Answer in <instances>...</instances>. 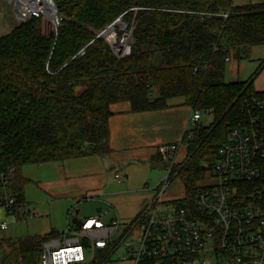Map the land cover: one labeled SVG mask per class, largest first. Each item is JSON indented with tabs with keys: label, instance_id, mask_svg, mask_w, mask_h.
<instances>
[{
	"label": "trees",
	"instance_id": "obj_1",
	"mask_svg": "<svg viewBox=\"0 0 264 264\" xmlns=\"http://www.w3.org/2000/svg\"><path fill=\"white\" fill-rule=\"evenodd\" d=\"M54 2L60 23L51 35L44 32L42 18L33 17L0 36V168L16 170L19 200H25V165L105 150L113 104L128 102L132 112H143L183 98L192 111L214 116L184 139L186 158L170 173L180 175L185 187L184 197L171 203L193 208L194 194L211 174L229 127L243 118L245 98L259 93L254 76L226 82L225 71L227 57L241 58L252 46L264 45V2ZM122 15L132 36L130 53L118 57L99 34ZM115 29L120 38L123 31L118 24ZM59 235L51 230L0 239V264H39L43 243ZM97 254L99 259L107 255Z\"/></svg>",
	"mask_w": 264,
	"mask_h": 264
},
{
	"label": "built area",
	"instance_id": "obj_2",
	"mask_svg": "<svg viewBox=\"0 0 264 264\" xmlns=\"http://www.w3.org/2000/svg\"><path fill=\"white\" fill-rule=\"evenodd\" d=\"M9 1L19 23L51 19L47 5L54 6L48 0ZM126 27L120 38H106L118 57L130 53L132 29ZM201 117L192 111L184 139L192 138ZM184 147L183 141L158 146V153L170 160L165 185L130 221L116 216L104 222L96 216L68 223L59 236L43 243L39 264H96L99 250L107 253L105 262L122 250L125 255L117 261L126 264H264V91L245 98L243 118L229 127L211 169L212 181L196 190L193 208L164 206L161 196ZM15 176L14 168H0V209L32 216L26 201L19 200ZM114 176L124 180L121 171ZM0 228L7 229L8 223L2 221Z\"/></svg>",
	"mask_w": 264,
	"mask_h": 264
},
{
	"label": "rangeland",
	"instance_id": "obj_3",
	"mask_svg": "<svg viewBox=\"0 0 264 264\" xmlns=\"http://www.w3.org/2000/svg\"><path fill=\"white\" fill-rule=\"evenodd\" d=\"M257 2H264V0H234L235 5ZM17 23L19 22L16 20L13 1L11 3L9 0H0V36L12 31ZM43 28L45 32L44 22ZM118 28L124 29V24L119 23ZM112 34L117 36V30L114 29ZM107 39L109 40V38ZM263 62L264 45L252 46L248 54L241 58L231 56L230 61L226 64L225 81H247L254 76V91L263 92L264 65L259 68ZM174 100L171 103H175ZM127 104L119 103V105H113L112 109H124L127 108ZM201 116L198 123L205 126L214 120V116L210 112H202ZM164 117L165 122L175 120L172 115L165 114ZM166 133L163 136L167 135ZM160 137H162L160 134L155 135V138ZM162 144L167 143L155 142L150 148H141L131 153H120L107 160L108 162L106 161L100 168L97 163H84L85 160L93 162L99 160L88 157L73 158L66 162L25 165L21 169V176L27 180L23 191L32 216H15L0 209V223L2 221L8 223L7 229L0 228V239H20L28 235H42L52 229L63 231L68 223L73 224L74 218L96 217L110 209V212L103 215L102 218L104 222H108V219L113 217L116 212L121 216L131 205L140 202L141 205H144L146 202H150L164 187L165 182L162 181L169 174L170 160L164 159L159 154L155 155L154 160H151L154 150ZM180 153L173 167L180 166L184 162L185 148ZM67 164H70V172L67 171ZM82 168L87 169V174L83 173ZM97 169L98 171L101 169L102 172L96 176ZM94 171L96 172L94 173ZM118 171L124 174V184L122 185H120L121 181L119 182L114 176ZM211 181L212 178L209 175L201 184ZM122 188L128 189L121 192ZM184 195L183 180L173 171L161 196L163 205L181 199ZM111 206L114 208L111 209ZM133 217L121 216L120 218L130 221ZM85 243L91 245V242ZM91 252L93 253L94 250L92 249ZM123 255L125 253L120 250L110 260L105 262V258H100L96 264H126L117 261ZM13 257L12 255L11 263L15 261Z\"/></svg>",
	"mask_w": 264,
	"mask_h": 264
},
{
	"label": "crops",
	"instance_id": "obj_4",
	"mask_svg": "<svg viewBox=\"0 0 264 264\" xmlns=\"http://www.w3.org/2000/svg\"><path fill=\"white\" fill-rule=\"evenodd\" d=\"M173 99H175L174 100L175 103H171ZM168 104L169 106L164 109L143 111V112H132L129 103L127 104V108L124 109H112L113 105H119V103L113 104L111 106L113 115L109 119L110 136H109L108 144L105 150L101 154L85 156L88 157L89 159L93 158L99 160H94L95 162H93L92 160H85L84 163L87 164L97 163L100 168L103 164L106 163L107 160H110L111 158L117 156L120 153H131L135 150H140L141 148H150L152 144L155 142H163V143H175L180 141L184 142L185 130L187 128V123L189 117L191 116L192 109L189 106L185 105L183 98H172L168 101ZM165 114H168V116L172 115L175 120L165 122L164 120ZM172 129L174 132L172 131ZM164 133H166L167 135L163 136ZM158 134H160L162 137L155 138V135ZM184 148L186 152V145ZM158 154L159 153L157 149L154 150L151 156V160L152 159L154 160L155 155ZM79 158H83V157H79ZM71 159L73 158L67 159L64 162L70 161ZM67 165H68L67 171L70 172L71 170L69 168L70 164ZM82 169H83V173L87 174L88 172L87 169L86 168H82ZM95 172L96 171H94V173ZM101 172H102L101 169H99V171L97 169V172L95 173L96 176L98 174H101ZM122 184H124V181H121L120 185ZM127 189L122 188L120 191L125 192V190ZM147 203L148 202H146L144 205H141L142 203L140 202L139 204L131 205L130 208H128L127 211H124L121 216L124 217L126 216L129 218L130 216L133 217ZM113 208L111 206V209ZM109 212L110 209H107L105 213L98 216H101L102 219L103 215ZM116 216L121 217L120 214L116 212L113 217L108 219V221H110ZM58 232L62 233V231H58Z\"/></svg>",
	"mask_w": 264,
	"mask_h": 264
},
{
	"label": "water",
	"instance_id": "obj_5",
	"mask_svg": "<svg viewBox=\"0 0 264 264\" xmlns=\"http://www.w3.org/2000/svg\"><path fill=\"white\" fill-rule=\"evenodd\" d=\"M48 1H49V3L53 4V6H54V10H55V14H56V15L54 16V21H55V24H56V25H59V23H60V17H59L58 14H57V6H56L54 0H48ZM119 23H122V24H124L125 26H127L126 22L123 20V15L120 16V17H119L116 21H114L112 24H110L105 30H103V31L99 34V36H102V37L108 38V37L110 36L109 31H110V32H114L115 26H116L117 24H119ZM44 27H45V33H46L47 35H51L52 32H53V29L50 30V31H47V30H48V29H47V28H48V21H45V22H44ZM73 222H75V223H77V224H80V220L77 219V218H74V219H73Z\"/></svg>",
	"mask_w": 264,
	"mask_h": 264
},
{
	"label": "bare ground",
	"instance_id": "obj_6",
	"mask_svg": "<svg viewBox=\"0 0 264 264\" xmlns=\"http://www.w3.org/2000/svg\"><path fill=\"white\" fill-rule=\"evenodd\" d=\"M47 8H48V10H47V15L51 18V20H52V18H53V16H54V12H55V10H54V7H48V5H47ZM48 29V28H47ZM53 29V22L51 21V30ZM47 31H49V30H47ZM109 33H110V36H112L113 34H112V32H110L109 31Z\"/></svg>",
	"mask_w": 264,
	"mask_h": 264
}]
</instances>
